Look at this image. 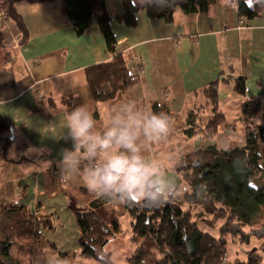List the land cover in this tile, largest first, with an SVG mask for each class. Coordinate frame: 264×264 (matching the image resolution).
<instances>
[{
	"label": "crops",
	"instance_id": "obj_1",
	"mask_svg": "<svg viewBox=\"0 0 264 264\" xmlns=\"http://www.w3.org/2000/svg\"><path fill=\"white\" fill-rule=\"evenodd\" d=\"M130 1L138 9L135 26L120 19L124 0H106L105 5L117 51L128 60L135 56L143 73L135 86L109 101H94L86 77L88 67L112 58L98 14L80 31L65 15L64 0H18L14 10L22 27L10 17L0 30V113L14 125L7 156L0 150V206L18 202L38 215L52 216L56 229L44 231V237L56 246L48 247V253L57 256L79 250L73 210L91 209L90 202L98 198L87 189L83 175L75 181L60 178V153L72 147L65 129L70 108L87 104L98 129L107 124L110 107L120 101H132L141 110L152 111L153 105L168 109L174 130L152 145V155L170 157L176 166L185 153L213 144L224 148L218 139L230 122L242 123L244 97L234 90L236 78H246L248 98L264 100V13L244 24L238 9L220 0L207 13L177 11L174 21L166 22L150 18L143 0ZM215 80H220L218 109L226 123L209 139L193 133L187 118L195 113L203 127L214 115L205 89ZM175 166L170 171L179 186ZM98 214L106 222L119 220L123 231L129 219L119 200L104 203Z\"/></svg>",
	"mask_w": 264,
	"mask_h": 264
},
{
	"label": "trees",
	"instance_id": "obj_2",
	"mask_svg": "<svg viewBox=\"0 0 264 264\" xmlns=\"http://www.w3.org/2000/svg\"><path fill=\"white\" fill-rule=\"evenodd\" d=\"M17 1L0 0V15L5 13L19 21L14 10ZM105 1L64 0L65 15L80 31L88 29L93 17L99 15L98 24L112 54L109 61L86 69L91 95L97 102L115 99L138 81L129 60L117 51V39ZM219 1L166 0L163 7L150 3L145 7L150 18L173 22L177 11L207 13ZM124 4L125 13L120 19L128 26H135L138 9L130 0H124ZM237 9L241 22L245 24L264 13V0H237ZM20 25L22 27L21 22ZM22 31L25 33L26 29L22 28ZM222 81L227 82L226 79ZM219 88L220 80H215L205 89L214 110L207 124L201 127L196 122L197 115L190 112L187 124L193 133L212 139L220 126L226 123L224 112L218 109ZM234 90L244 97L240 105L245 129L244 144L227 148L213 144L183 154L175 166L181 181L175 199L156 207L123 202L130 219L129 242L134 244L130 264H142L148 258L152 264H232L229 261L228 236H246L248 240L256 236L264 241V183L255 184L258 176L264 179V100L247 97L246 78L243 76L234 81ZM152 111L164 112L170 117L169 110L158 105H153ZM13 139V123L0 113V150L6 156ZM108 201L110 199L98 197L90 202L91 209L73 210L80 232L79 250L59 252L60 258L69 264L92 259L101 264H105L106 259L109 264H114L111 243L120 240L125 233L119 220L106 222L98 214V209ZM200 221H222L219 237L201 229ZM257 223L261 224L260 230L252 228L250 233L244 230L246 226ZM55 229L56 222L52 216L38 215L18 202L1 205L0 264H45L46 249L55 250L56 246L46 241L44 231ZM235 264H264V255L254 251L247 260L236 259Z\"/></svg>",
	"mask_w": 264,
	"mask_h": 264
},
{
	"label": "clouds",
	"instance_id": "obj_3",
	"mask_svg": "<svg viewBox=\"0 0 264 264\" xmlns=\"http://www.w3.org/2000/svg\"><path fill=\"white\" fill-rule=\"evenodd\" d=\"M163 7L166 0H143ZM71 148L60 153V178L75 181L82 175L89 192L99 198L144 206H160L178 195L170 169L171 158H156L152 145L166 140L174 122L164 112L141 110L132 101H120L108 112V122L98 129L87 104L73 108L65 118ZM45 264H69L53 253ZM105 264L109 262L105 259Z\"/></svg>",
	"mask_w": 264,
	"mask_h": 264
},
{
	"label": "rangeland",
	"instance_id": "obj_4",
	"mask_svg": "<svg viewBox=\"0 0 264 264\" xmlns=\"http://www.w3.org/2000/svg\"><path fill=\"white\" fill-rule=\"evenodd\" d=\"M264 111V110H263ZM263 119V118H261ZM239 120H233L229 124V129L222 135L219 139L216 137L221 146L224 148L232 147L236 145H242L245 142V129L244 126ZM222 132V131H221ZM220 132V133H221ZM264 183V179L262 177H257L255 180L256 185H261ZM180 197V196H179ZM197 208H195L196 212ZM223 224L222 221H216L209 223L208 221H200V227L204 231L212 233L214 236L219 237V228ZM124 225V236H121L117 242L110 246V251L112 252L111 259L114 264H130L129 258L132 253V248L134 244L129 242L131 228L129 225V219L123 222ZM252 228L261 229V224L257 223L254 225H248L244 228L247 233L252 232ZM128 229V230H127ZM246 236L234 237L228 236L229 240V261L232 264H235L236 259L247 260L249 254L254 251H259L260 254L264 255V241L258 239L256 236H252L248 241ZM119 247V248H118ZM132 247V248H131ZM116 248H118L116 250ZM101 264L96 260H87V261H77L75 264ZM152 260L150 258L145 259L142 264H152Z\"/></svg>",
	"mask_w": 264,
	"mask_h": 264
},
{
	"label": "built area",
	"instance_id": "obj_5",
	"mask_svg": "<svg viewBox=\"0 0 264 264\" xmlns=\"http://www.w3.org/2000/svg\"><path fill=\"white\" fill-rule=\"evenodd\" d=\"M228 4L233 8H237V0H228ZM5 13L0 15V30L5 26L6 21L9 19ZM129 64L132 68L133 73L136 76H140L143 73V67L135 56L129 58Z\"/></svg>",
	"mask_w": 264,
	"mask_h": 264
}]
</instances>
